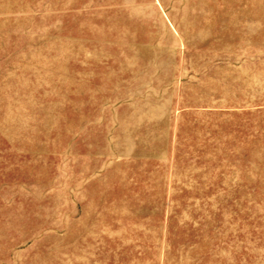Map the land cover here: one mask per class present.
Returning a JSON list of instances; mask_svg holds the SVG:
<instances>
[{"label":"rangeland","instance_id":"rangeland-1","mask_svg":"<svg viewBox=\"0 0 264 264\" xmlns=\"http://www.w3.org/2000/svg\"><path fill=\"white\" fill-rule=\"evenodd\" d=\"M0 264H264V0H0Z\"/></svg>","mask_w":264,"mask_h":264}]
</instances>
